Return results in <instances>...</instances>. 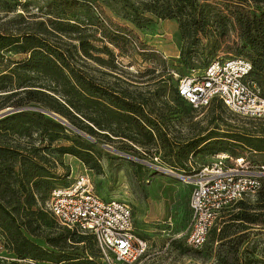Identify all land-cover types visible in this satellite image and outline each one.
Instances as JSON below:
<instances>
[{
    "label": "trees",
    "instance_id": "trees-1",
    "mask_svg": "<svg viewBox=\"0 0 264 264\" xmlns=\"http://www.w3.org/2000/svg\"><path fill=\"white\" fill-rule=\"evenodd\" d=\"M69 1L59 0L62 5L48 9L44 20L25 21L23 28L0 33V49L24 53L19 59L9 60L5 67L7 72L0 73V91H7L0 93L5 94L0 108L6 105L22 107L0 117V235L4 249L20 259L11 261L12 264H31L29 261L99 264L92 257L96 255L92 249V245L96 244L92 233L59 223L44 206L47 194L58 186L55 183H58L59 173L55 167L62 164L60 156L65 153L75 155L97 172L100 168L99 148L93 141L38 107L56 113L88 135H102L105 139L123 137L135 147L162 149V158H165L164 154L175 152L174 157L163 160L171 168L182 172L188 170L186 158L190 152L197 149L224 150L226 147L221 137L232 138L250 149L264 151V126L240 125L231 131L217 133L218 123L209 129L190 125L185 139L176 141L167 132L169 113L161 109L170 106L166 99H160L158 107H154L150 89L131 90L116 84H105L96 81L80 66H75L71 61L75 52L98 63H106V59L90 51L94 48L92 39L96 37L88 31L89 27L93 31L99 30L100 38L107 39L120 49L128 39L124 26L94 15L86 6L81 9L84 15L80 21L74 9L66 6ZM95 2L102 3L107 9H115L116 17L137 28L142 27L151 16L175 18L185 39L194 38L208 22L203 11L210 6L209 0ZM248 2L235 0L233 3L237 35L242 41V49L246 46L248 49L239 56L250 62L249 76L264 93V7L246 9ZM113 4H117L118 8ZM224 31L221 29L219 33ZM60 33L67 39H62ZM101 49L108 51L105 45ZM164 87L156 85L155 90L152 89L153 95H158L157 89ZM168 92L170 99L181 106L184 113L188 114L193 109L187 102L184 103L176 84L168 85ZM214 100L217 102L212 109L221 108L223 103L216 97L208 104ZM22 105L35 108L26 109ZM214 117L224 122L219 113L212 114L209 122ZM173 146L177 147L174 151ZM223 215L226 217L221 218L218 225L214 224L208 234L211 239L226 243L235 239L233 249L236 251L243 235L235 236V230L229 229L231 224L258 223L264 227V185L256 191L253 200L238 199L224 209L220 217ZM31 237H39L44 244ZM82 243L85 245L80 246Z\"/></svg>",
    "mask_w": 264,
    "mask_h": 264
},
{
    "label": "rangeland",
    "instance_id": "rangeland-1",
    "mask_svg": "<svg viewBox=\"0 0 264 264\" xmlns=\"http://www.w3.org/2000/svg\"><path fill=\"white\" fill-rule=\"evenodd\" d=\"M97 0H70L68 7L74 9L83 19L82 8L88 7L95 15H100L105 20L110 19L118 26H124V32L128 41L123 49L118 48L107 39L100 38L99 30H91L94 39V48L90 51L94 55H100L106 59V63H98L92 58L83 57L74 53L71 61L75 66H80L96 81L113 84L127 89H150L154 107H158L160 99H166L170 105L162 107V111L169 113L166 121L168 135L183 141L189 134L190 125L194 127H213L218 123L217 133L231 131L237 126L262 127L264 118L249 119L230 112L224 105L215 107L217 101H212L204 107L193 108L189 115L184 113L181 106L175 105L170 99L168 85H175L178 79L190 72H197L213 56L243 55L247 46L242 49V41L237 35V24L234 21L236 9L235 0H209L210 6L205 15L208 22L202 26L194 38H183L178 21L175 18H158L151 16L143 22V26L137 28L128 21L115 16L113 11L107 9ZM246 9L252 7H264V0H249ZM62 5L59 0H0V33L16 31L23 28L25 21L45 19L48 9ZM113 7L118 8L117 4ZM250 18V13L247 12ZM28 19V20H26ZM73 20V19H69ZM85 21V20H83ZM46 22V21H44ZM115 27V26H112ZM225 29L223 33H219ZM114 30V29H113ZM113 33H116L115 31ZM62 39H67L60 33ZM74 42V41H72ZM105 45L106 52L101 49ZM24 53L10 51L7 48L0 49V73L5 69L9 60L19 59ZM163 79L164 82H160ZM154 81V82H153ZM162 81V80H161ZM161 84L164 88H158L154 96L155 86ZM14 86V85H12ZM7 91H0L6 93ZM0 94V104L3 102ZM15 97V96H14ZM13 97V98H14ZM12 99V98H11ZM185 104H187L184 101ZM26 109H34L30 105H22ZM14 108L6 105L0 108ZM170 111V112H169ZM214 113H219L224 119L219 121L215 117L209 122ZM213 129V128H212ZM180 135V136H179ZM94 145L99 148V170L96 172L88 168L78 157L72 154L60 156L61 165L55 167L59 173L58 183L64 186L71 183L75 175L84 169L89 173L92 191L103 199H117L128 204L132 213L133 232L146 240V249L137 259L126 262L103 257L101 252L92 245L96 252L93 259L99 264H264V227L258 223L236 222L229 229L235 230V236L243 235L241 242L234 251V240L226 243L224 240L211 239L208 234L205 242L198 247L186 242V231L189 220L188 199L191 188L189 178L180 177L162 168L187 176L204 163L215 158V154L226 151L230 154H246L254 161L264 162V151H252L248 147L238 144L232 138H222L224 150H194L187 155L186 172L171 168L164 162L166 157H174V153L164 154L163 150L142 148L133 146L126 138L115 137L105 139L102 135H90ZM178 136L179 138H176ZM62 141V140H61ZM63 142V141H62ZM66 143V142H65ZM117 149L122 153L115 151ZM177 147L173 146V151ZM124 153V154H123ZM156 156V159L153 157ZM264 185L262 180L261 186ZM48 197V194L46 198ZM254 197L248 198L253 200ZM219 217L216 225L219 224ZM88 233V232H86ZM38 243H42L39 237H31ZM80 246L85 244H79ZM253 257V258H249ZM249 259V260H248ZM16 259L11 252L4 249L0 235V264H12ZM31 264H74L72 262H35Z\"/></svg>",
    "mask_w": 264,
    "mask_h": 264
},
{
    "label": "built area",
    "instance_id": "built-area-1",
    "mask_svg": "<svg viewBox=\"0 0 264 264\" xmlns=\"http://www.w3.org/2000/svg\"><path fill=\"white\" fill-rule=\"evenodd\" d=\"M250 68V62L239 55L213 56L199 71L181 76L176 89L193 108L216 97L239 116L262 118L264 93L250 78ZM184 177L191 183L186 242L198 247L224 209L238 199L254 197L264 178V162L221 151ZM44 206L59 223L92 233L105 258L131 262L146 249V240L133 232L128 204L95 194L85 169L68 185L53 187Z\"/></svg>",
    "mask_w": 264,
    "mask_h": 264
},
{
    "label": "water",
    "instance_id": "water-1",
    "mask_svg": "<svg viewBox=\"0 0 264 264\" xmlns=\"http://www.w3.org/2000/svg\"><path fill=\"white\" fill-rule=\"evenodd\" d=\"M20 108H22V107L6 108V109H4V110H1V111H0V117L3 116V115H5V114H8V113H10V112H12V111L18 110V109H20ZM38 109H40V110H42V111H44V112H46V113L52 115L53 117H55L56 119H59L60 121L66 123V124H67L69 127H71L73 130H75V131L81 133V134L84 135L85 137H87V138H89V139H91V140H94L91 136H89V135L86 134L85 132L79 130L78 128L74 127L73 125H70V124H69L64 118H62L61 116L57 115L56 113H54V112H52V111H50V110L44 109V108H40V107H38ZM114 150H115V151H118V152H120V153H122L121 151H119V150H117V149H114ZM123 154H124V153H123ZM161 169H163V170H165V171H168V172H171L172 174H175V175H177V176L184 177L183 175H181V174H176V173L170 171L169 169L162 168V167H161Z\"/></svg>",
    "mask_w": 264,
    "mask_h": 264
},
{
    "label": "crops",
    "instance_id": "crops-1",
    "mask_svg": "<svg viewBox=\"0 0 264 264\" xmlns=\"http://www.w3.org/2000/svg\"><path fill=\"white\" fill-rule=\"evenodd\" d=\"M249 150L255 151V150H253V149H250V148H249Z\"/></svg>",
    "mask_w": 264,
    "mask_h": 264
}]
</instances>
